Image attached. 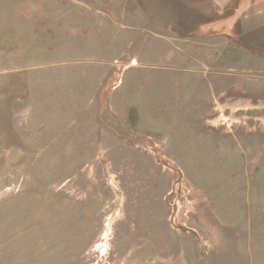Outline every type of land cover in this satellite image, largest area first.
Here are the masks:
<instances>
[{"label": "rangeland", "instance_id": "rangeland-1", "mask_svg": "<svg viewBox=\"0 0 264 264\" xmlns=\"http://www.w3.org/2000/svg\"><path fill=\"white\" fill-rule=\"evenodd\" d=\"M163 2L0 0V264H264V0Z\"/></svg>", "mask_w": 264, "mask_h": 264}, {"label": "crops", "instance_id": "crops-1", "mask_svg": "<svg viewBox=\"0 0 264 264\" xmlns=\"http://www.w3.org/2000/svg\"><path fill=\"white\" fill-rule=\"evenodd\" d=\"M238 0H164L163 4L165 5L162 8H158L155 14L149 12V15H154L156 17L155 26L160 31L171 35L166 36L169 40H214L217 38H228V34L225 33V30L215 31L208 26L199 27L200 24L206 22L211 15V6L216 7L219 11L227 10L232 6H238ZM243 7L239 9L249 10L250 5L254 3V0H243ZM241 4V2H240ZM239 4V5H240ZM238 9V8H237ZM144 19H140V25L144 24L145 26L148 23L147 15L148 11L145 10ZM253 17H246L243 20L238 21L235 25V32L237 39L243 36L244 33L248 32L250 25L254 22L251 21ZM210 21V20H207ZM151 22V21H149ZM146 30V29H145ZM215 33V34H213ZM156 41H161V36H155Z\"/></svg>", "mask_w": 264, "mask_h": 264}, {"label": "water", "instance_id": "water-1", "mask_svg": "<svg viewBox=\"0 0 264 264\" xmlns=\"http://www.w3.org/2000/svg\"><path fill=\"white\" fill-rule=\"evenodd\" d=\"M245 2L247 1V0H244Z\"/></svg>", "mask_w": 264, "mask_h": 264}]
</instances>
